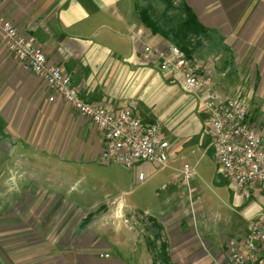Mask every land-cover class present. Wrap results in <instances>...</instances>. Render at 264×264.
I'll list each match as a JSON object with an SVG mask.
<instances>
[{
	"label": "crops",
	"instance_id": "0c3cea01",
	"mask_svg": "<svg viewBox=\"0 0 264 264\" xmlns=\"http://www.w3.org/2000/svg\"><path fill=\"white\" fill-rule=\"evenodd\" d=\"M263 1L186 0L202 25L215 30L222 39L219 53L228 51L229 65L239 77L237 89L245 93L250 123L258 129L264 128ZM0 17L14 24L19 35L34 39L47 64L60 67L84 101L113 112L131 110L142 123L159 127L171 144L172 160L181 157L186 161L192 156L200 165L201 174L194 167L193 184L189 185L180 180L181 166L171 168L174 173L169 177L182 192L163 186L156 196L158 202H164L162 206L142 212L116 201L109 203L121 206L128 222L133 223L138 215L145 222L151 218L160 223L172 264H219L229 258L231 240L245 244L251 224L264 215L263 190L258 183L241 187L223 175L211 144L208 116L200 101L202 93H186L182 78L162 69L159 55L167 54L170 45L142 25L135 0H0ZM222 56L220 53L219 58ZM196 62H191L192 69L208 84L202 92L226 95L228 86L223 84V77L229 71ZM216 72L222 77L218 84ZM215 85L220 90L214 89ZM52 95L40 76L25 71L8 52L0 30V141L12 145L10 155L24 158L29 172L50 173L47 170L55 165L58 170L65 168L62 150L67 138L95 149L99 155L105 148L99 130L60 98L50 102ZM142 166L137 168L151 178L154 167ZM33 177L32 184L41 188L40 181L45 179ZM51 178L55 179L48 176L46 182ZM57 178L62 181V176ZM39 193L30 191V196L42 203L41 210L46 206L50 209L52 198ZM50 213L42 220H50ZM47 230H42V235L51 234L50 228ZM128 230L126 238L116 239L117 245L113 230L107 231L112 233L107 243L94 245L95 240L85 235L90 233L88 228L79 231L77 225L68 230L65 225L61 245L30 244L27 248H32L33 259L21 255L17 263H6L5 255L19 248H7L0 230V264H148L145 259L139 263L96 258L93 250L107 246L103 251L110 255V250L120 244L128 245L126 249L133 254L135 238ZM49 251H62V256L52 259ZM72 254L74 258H68ZM256 263L264 264V252Z\"/></svg>",
	"mask_w": 264,
	"mask_h": 264
},
{
	"label": "rangeland",
	"instance_id": "374dc122",
	"mask_svg": "<svg viewBox=\"0 0 264 264\" xmlns=\"http://www.w3.org/2000/svg\"><path fill=\"white\" fill-rule=\"evenodd\" d=\"M216 46L210 47L209 44H206L205 49L196 55V63L202 67L209 66L214 70L223 68V72L229 71V74L223 77V84L228 86V89H224V94L230 97L238 95L244 102L246 100L245 93L237 89L239 77L236 76L234 67L229 65L228 51L225 49L224 52L221 51L223 56L219 58L220 48L219 45ZM214 77L217 84L220 78L222 81V77L218 76L217 72ZM214 89L220 90L216 85ZM12 151V145L8 141H0V230L4 232L2 239L4 242H8L7 248L12 246L19 248L5 255L6 263H17V258H20L21 255L23 258L28 255L33 259L32 248H27L33 243L47 242L56 243L57 246L61 245L62 226L66 225L68 230H72L89 214H93V221L88 227L90 233L85 235L89 234L88 239L91 236L95 240L94 245L97 243L104 245L112 238V233L115 235L114 240L117 245L116 239L121 241L123 237L126 238L129 228L135 238V244L131 249L135 250L133 254L126 249L128 245L120 244L110 250L112 254L110 253L108 259H118L124 262L131 260L139 263H144L146 260L148 264H152L153 257L147 249L146 235L144 234L146 220L141 219L142 216L135 215L134 222H128L123 216L121 206L109 203L116 201L123 207H130L142 212L145 209L162 206L164 202H158L156 196L160 194L159 191L163 186H169L171 190L176 188L177 191L182 192L177 186H174L172 177H169L171 173H174L171 168L180 166L182 168L185 164L190 167L199 165L198 163L196 165L192 156L187 157L186 161L179 157L176 161L171 160L170 167L165 170H159L153 166L154 175L151 178L147 175V181L141 184L138 181V175L140 169L143 170L142 165L144 164H137L136 168L127 169L117 164L106 163L101 160V154H97L95 149L90 150L73 138H67L65 149L62 150V162L64 161L62 164H65L66 167L62 166V170H58L55 163L53 164L55 166L50 165L53 166L52 170H47L50 173L36 170L29 172L26 167L27 162L22 160L24 158L10 155ZM138 166H142V168L138 169ZM148 166L151 167V165ZM42 167L46 166L42 165ZM197 169V173L201 174L202 168L197 167ZM27 172L30 173L28 176ZM43 173L47 175H43ZM33 176L36 179H45L40 181L41 188L32 184ZM48 176H54L55 179L51 178L50 182H46ZM61 176L62 181L57 178ZM191 183L193 184V182ZM30 191L33 195L40 192L41 196L51 197L54 202L49 204L50 209L46 206L44 210H41L42 203L33 201ZM166 194L167 192L163 193V195ZM185 195L187 200V192ZM39 212H41V216L38 215ZM49 212H51L52 218L43 221L42 217ZM14 217L16 218L13 219ZM49 228L51 234L42 235V230L46 231ZM109 230H113V232L108 235L107 231ZM48 232L49 230H47ZM56 244L52 246L54 247ZM106 248L107 246H103L93 250L96 258L100 260L101 254L106 253L103 251ZM145 248L146 252L144 253ZM48 256L52 259L61 257L62 251H49ZM69 257L70 259L74 258V255Z\"/></svg>",
	"mask_w": 264,
	"mask_h": 264
},
{
	"label": "built area",
	"instance_id": "2783aa9c",
	"mask_svg": "<svg viewBox=\"0 0 264 264\" xmlns=\"http://www.w3.org/2000/svg\"><path fill=\"white\" fill-rule=\"evenodd\" d=\"M0 30L13 58L25 71L46 82L53 93L49 101L60 98L99 130L105 145L101 160L127 169L136 168L137 164L159 170L170 167L172 147L159 127L142 123L129 109L113 112L84 101L72 87L70 77L60 67L47 64L34 39L19 35L14 24L1 17ZM159 56L164 71H173L182 78L186 93L194 96L202 93L200 101L208 116L211 144L223 175L241 187L258 183L264 194V128L258 129L250 123L248 108L241 97L202 92L208 84L198 78L191 62L178 48L170 46L167 54ZM194 175L195 168L189 165L180 170V180L186 185ZM146 179V173L140 172L138 181L143 183ZM228 250L229 258L219 264H257L264 252V215L251 224L245 244L231 240ZM100 257L108 259L109 255Z\"/></svg>",
	"mask_w": 264,
	"mask_h": 264
},
{
	"label": "trees",
	"instance_id": "16d2710c",
	"mask_svg": "<svg viewBox=\"0 0 264 264\" xmlns=\"http://www.w3.org/2000/svg\"><path fill=\"white\" fill-rule=\"evenodd\" d=\"M135 4L142 25L152 35L182 51L190 62L205 49L206 44L221 47L222 39L217 32L202 25L186 0H135ZM92 221L93 214H89L79 223L78 230L85 231ZM144 225L152 264H172L162 225L151 218Z\"/></svg>",
	"mask_w": 264,
	"mask_h": 264
}]
</instances>
